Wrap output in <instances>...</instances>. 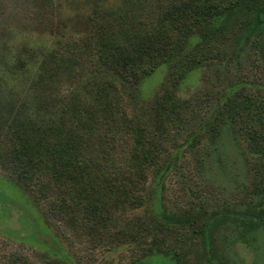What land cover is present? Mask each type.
<instances>
[{
  "label": "rangeland",
  "instance_id": "1",
  "mask_svg": "<svg viewBox=\"0 0 264 264\" xmlns=\"http://www.w3.org/2000/svg\"><path fill=\"white\" fill-rule=\"evenodd\" d=\"M171 1L0 0V145L9 147L11 130L24 127L47 138V116L33 114L34 105L59 114L72 91L87 97L80 98V116L96 128L88 136L89 130L77 127L76 148L96 144L104 121L94 112L90 87L109 78L119 89L127 116L138 119L161 147L156 164L145 169L140 194L149 196H142L144 204L135 209L119 203L116 186L102 184L112 170H86L68 194L39 199L0 167V209H7L0 212V264H264V228L249 230L241 224L264 211V59L256 48L264 44V29L253 37L242 31L239 21L229 24L238 29L218 44L222 56L188 71L179 82L177 120L156 108L168 73L164 64L135 80L125 79L109 67L102 51L103 39L112 33L121 38L123 30L143 31L153 11ZM77 53L81 70L68 75L60 61ZM21 104L29 113L15 115ZM68 121L65 125L72 126L73 120ZM50 131L56 134L52 126ZM123 147L128 155L130 144ZM84 150L80 155L87 158ZM97 198L120 204L127 218L141 215L143 207L157 215L164 211L197 220L212 213L224 216L212 223L207 257L187 228V240L176 252L134 258L133 244L104 246L108 227L98 242L81 229L66 227L51 206L60 199L89 205ZM12 204L34 221L35 231L22 232L20 212L10 209Z\"/></svg>",
  "mask_w": 264,
  "mask_h": 264
},
{
  "label": "trees",
  "instance_id": "2",
  "mask_svg": "<svg viewBox=\"0 0 264 264\" xmlns=\"http://www.w3.org/2000/svg\"><path fill=\"white\" fill-rule=\"evenodd\" d=\"M238 21L248 36L260 37L264 29V0L171 1L153 11L146 29L140 32L123 30L121 34L124 36L118 39L112 33V37L103 39L101 48L106 53L109 67L125 79L135 80L140 73L147 75L164 64L168 73L156 100V108L160 113L177 120L180 102L175 97V91L179 82L188 71L222 56L218 44L228 39L230 32L238 29L231 30ZM256 48L264 59V44L260 42ZM81 58L80 53L71 58L64 56L60 64L64 65L68 75L78 73ZM90 89V96L95 102L94 112L104 121L101 124L104 128L98 129L100 133L96 144L94 141L85 143L83 148H76L79 143L77 127L83 132L89 130L88 136L92 134V128H96L86 124L88 121L83 120V114L80 116V102L87 100V97L72 91L67 102L64 103V100L59 108V114L54 111L47 114L40 106L34 105L33 114L40 116V119L47 116L46 134L49 136L44 139L28 127L11 130L14 140L8 142L9 147L0 145V167L14 175L39 199H46L49 194H68L73 184L87 173L86 170L94 168L98 173L112 170L113 176L107 175L102 184L117 187L119 203L126 202L132 209L141 207L144 204L142 196H149L140 194L146 181L145 169L156 164L161 147L147 135L138 119L127 116L119 89L111 79L104 78ZM23 107V104L16 107L14 114L29 113ZM67 112L71 113L69 118L65 117ZM86 114L91 116V110H87ZM70 120H73L72 126H66L65 121L70 123ZM56 124L58 127H55ZM50 126L56 134H50ZM111 129L115 130V135L111 134ZM129 144L127 155L123 146ZM80 149L83 152L86 149L87 158L80 155ZM120 150L121 156L118 157ZM57 201L58 204L51 206L66 227L81 229L98 242L103 239L102 231L108 227L111 233L109 239L104 241V246L114 248L121 244H133L135 247L132 251L137 254L134 258L176 252L187 240V228V233L201 245L202 255L207 257L212 223L224 216L212 213L206 219L197 220L164 211L157 215L143 207L141 215L132 213L127 218L124 208L114 204L111 199L103 202L97 198L89 205L67 203L61 199ZM9 208L20 212L24 224L22 232L27 235L29 230L35 231L34 221L23 210H19L21 206L12 204ZM1 210L4 212L7 209L2 207ZM120 221L123 224L117 227ZM241 224L249 230L264 228V211L253 221L243 220Z\"/></svg>",
  "mask_w": 264,
  "mask_h": 264
}]
</instances>
